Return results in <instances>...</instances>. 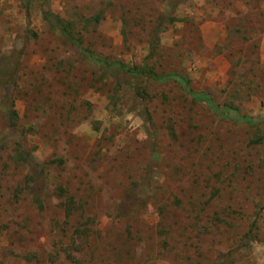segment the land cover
Masks as SVG:
<instances>
[{
	"label": "rangeland",
	"instance_id": "1",
	"mask_svg": "<svg viewBox=\"0 0 264 264\" xmlns=\"http://www.w3.org/2000/svg\"><path fill=\"white\" fill-rule=\"evenodd\" d=\"M0 264H264V0H0Z\"/></svg>",
	"mask_w": 264,
	"mask_h": 264
},
{
	"label": "trees",
	"instance_id": "2",
	"mask_svg": "<svg viewBox=\"0 0 264 264\" xmlns=\"http://www.w3.org/2000/svg\"><path fill=\"white\" fill-rule=\"evenodd\" d=\"M43 19L45 21H53L55 23V26L57 28V30L62 33L63 35L67 36V39L76 45V47L78 48V51L80 53V56L85 57L90 59L91 61H93L96 64H100L101 66L105 67V69H117L118 71H121L123 74L128 75L130 77L133 78H137L141 75H148L150 77H152L154 80L156 81H163L166 80L168 78H175L179 83L180 86L184 89V90H188V80L185 76L180 75V74H176V73H167V74H161L158 75L156 74L153 70L149 69L147 67L146 64H142L140 66H129L119 60H108V59H102L100 57H95L93 55H90L87 51H85L84 49H82L81 46H79V41L76 37H74L73 33L70 32V30L68 29V25L67 23H65L63 20H61V18H59L56 15H53L51 12L44 10L43 11ZM111 67V68H109ZM199 101H205L206 103L208 102V97H204V96H195ZM10 113H12V117L9 116L12 126H14V119L16 118V113L14 110H10ZM13 119V120H12ZM242 120L249 122V118L248 117H243L242 116Z\"/></svg>",
	"mask_w": 264,
	"mask_h": 264
}]
</instances>
